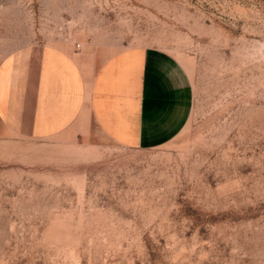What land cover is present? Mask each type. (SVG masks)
Instances as JSON below:
<instances>
[{"label": "rangeland", "instance_id": "rangeland-1", "mask_svg": "<svg viewBox=\"0 0 264 264\" xmlns=\"http://www.w3.org/2000/svg\"><path fill=\"white\" fill-rule=\"evenodd\" d=\"M159 49L185 124L125 147L0 136V264H264V0H0L28 43Z\"/></svg>", "mask_w": 264, "mask_h": 264}, {"label": "crops", "instance_id": "crops-1", "mask_svg": "<svg viewBox=\"0 0 264 264\" xmlns=\"http://www.w3.org/2000/svg\"><path fill=\"white\" fill-rule=\"evenodd\" d=\"M186 64L145 46L51 40L0 59V136L158 146L187 117Z\"/></svg>", "mask_w": 264, "mask_h": 264}, {"label": "built area", "instance_id": "built-area-1", "mask_svg": "<svg viewBox=\"0 0 264 264\" xmlns=\"http://www.w3.org/2000/svg\"><path fill=\"white\" fill-rule=\"evenodd\" d=\"M76 46H78V44H76Z\"/></svg>", "mask_w": 264, "mask_h": 264}]
</instances>
